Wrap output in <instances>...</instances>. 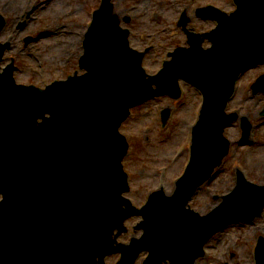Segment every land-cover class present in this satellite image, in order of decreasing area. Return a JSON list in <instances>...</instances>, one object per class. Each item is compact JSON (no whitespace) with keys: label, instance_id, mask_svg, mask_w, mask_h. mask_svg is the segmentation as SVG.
Segmentation results:
<instances>
[{"label":"water","instance_id":"1","mask_svg":"<svg viewBox=\"0 0 264 264\" xmlns=\"http://www.w3.org/2000/svg\"><path fill=\"white\" fill-rule=\"evenodd\" d=\"M235 3L231 14L212 6L198 10L218 21L204 35L187 30L184 12L180 23L191 48L177 49L156 76L143 69L144 53L130 48L112 0H103L86 35L80 65L87 74L43 90L17 84L13 63L0 72V264H106L115 253H121L117 264H134L143 252L149 253L143 264H195L216 233L261 215L264 186L249 183L241 171L235 190L211 212L187 207L229 152L224 132L238 114L225 109L237 80L264 63V0ZM205 39L211 48L202 47ZM7 49L10 42L0 43V63ZM180 78L205 96L192 157L173 194L153 192L138 208L124 196L130 190L123 166L129 143L120 127L131 108L165 94L179 96ZM253 89L264 91V76ZM168 114L166 109L164 123ZM241 126L248 138L247 117ZM133 216L142 217L137 229L143 235L119 243ZM257 259L264 264V237Z\"/></svg>","mask_w":264,"mask_h":264},{"label":"rangeland","instance_id":"2","mask_svg":"<svg viewBox=\"0 0 264 264\" xmlns=\"http://www.w3.org/2000/svg\"><path fill=\"white\" fill-rule=\"evenodd\" d=\"M115 11L123 19V26L131 29V46L144 50L151 48L144 62L150 74L162 67L168 53L179 46H187V37L178 25L184 12L191 21L189 30L208 32L215 22L198 17V10L215 5L228 13L236 9L234 0H113ZM102 0H0V14L6 18L0 42H11L2 65L12 60L18 65L15 78L22 84L45 87L57 80H66L78 72L84 53L83 40L91 24L94 11ZM30 16V17H28ZM127 17L131 21L125 22ZM27 20L23 28L20 21ZM32 38L27 43L26 39ZM208 42L204 46H208ZM264 74V65L247 71L237 82L234 97L226 111L247 116L253 123L251 139L243 142V130L237 119L226 128L231 141V152L224 164L216 170L192 199L190 207L207 214L231 192L237 182V169L257 184H264V92L254 95L251 86ZM182 95L177 99L163 96L133 108L131 117L121 131L130 144L123 163L129 176L130 191L125 195L141 207L149 195L164 188L172 194L176 182L190 159L192 130L198 121L201 94L194 86L180 82ZM170 107L172 114L166 124L161 110ZM142 217L126 221L128 231L118 238L129 244L133 237H141L136 229ZM116 232V231H115ZM264 236V213L254 222L235 223L215 235L206 247V256L196 264H257L256 248ZM147 252L135 264H142ZM120 254L106 258V264H116Z\"/></svg>","mask_w":264,"mask_h":264}]
</instances>
